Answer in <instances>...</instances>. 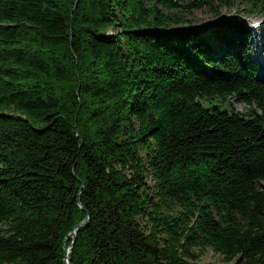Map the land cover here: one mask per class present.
<instances>
[{
    "label": "trees",
    "instance_id": "obj_1",
    "mask_svg": "<svg viewBox=\"0 0 264 264\" xmlns=\"http://www.w3.org/2000/svg\"><path fill=\"white\" fill-rule=\"evenodd\" d=\"M214 3L0 0V264L77 226L69 264H264V81L245 22L185 15Z\"/></svg>",
    "mask_w": 264,
    "mask_h": 264
},
{
    "label": "rangeland",
    "instance_id": "obj_2",
    "mask_svg": "<svg viewBox=\"0 0 264 264\" xmlns=\"http://www.w3.org/2000/svg\"><path fill=\"white\" fill-rule=\"evenodd\" d=\"M243 2H241L240 4L238 3L236 6L229 7L223 5L221 0H215L214 5L216 7V11L220 12L221 14L220 17H217L215 11L208 6L195 9L192 14L187 13L185 15L187 16L188 19H190L189 21H191L192 26L200 29L202 31L201 33H203V35L205 36H212L215 27L213 25L217 24L219 21H226L228 18H233L245 22V24H247L248 29L252 34L251 45L253 47V52L250 56V60L254 61L257 64L256 65L257 66L256 68H258L257 77H259L261 80L264 81V15L258 11L254 13H247L242 8L239 9L238 5H241L243 7V5L245 4V3L243 4ZM223 25L225 24H222V26ZM210 40H213L212 41L213 45L217 44L216 47L220 46V44H218L219 42L218 39H213V37H210ZM229 104L230 107H233L236 110L242 112H247L250 109L249 105L243 102H238L235 99V97H231L229 99ZM149 184L152 185L153 181L149 180ZM73 231L75 232V230ZM73 235H75V233H73ZM67 248H69V246ZM69 250H71V247L69 248ZM69 250L68 253L66 254V262L68 264L70 262ZM67 258L69 259V261L67 260ZM199 263L200 264H237V259L231 261H225L221 254L216 253L212 248H207L204 255L199 260Z\"/></svg>",
    "mask_w": 264,
    "mask_h": 264
},
{
    "label": "water",
    "instance_id": "obj_3",
    "mask_svg": "<svg viewBox=\"0 0 264 264\" xmlns=\"http://www.w3.org/2000/svg\"><path fill=\"white\" fill-rule=\"evenodd\" d=\"M83 224H84V222H83ZM77 228H78V226L75 228V235H74V240L72 241V243H71V245L69 246V248L71 247L72 248V246L74 245V243H75V240H76V233H77ZM67 260L69 261V259L67 258Z\"/></svg>",
    "mask_w": 264,
    "mask_h": 264
},
{
    "label": "bare ground",
    "instance_id": "obj_4",
    "mask_svg": "<svg viewBox=\"0 0 264 264\" xmlns=\"http://www.w3.org/2000/svg\"><path fill=\"white\" fill-rule=\"evenodd\" d=\"M220 44H222V43H220ZM252 52H253V47H252ZM252 54V53H251ZM254 62V61H253ZM254 64H255V66L257 65L255 62H254ZM258 71V68L256 69V72ZM257 75H258V72H257ZM258 79H260L259 77H257ZM68 250H69V248H67L66 249V254L68 253ZM69 251H71V250H69Z\"/></svg>",
    "mask_w": 264,
    "mask_h": 264
}]
</instances>
